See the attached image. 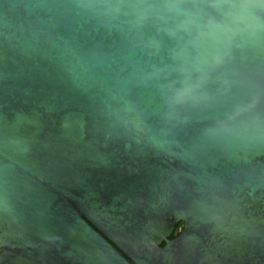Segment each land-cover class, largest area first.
<instances>
[{
  "label": "water",
  "instance_id": "1",
  "mask_svg": "<svg viewBox=\"0 0 264 264\" xmlns=\"http://www.w3.org/2000/svg\"><path fill=\"white\" fill-rule=\"evenodd\" d=\"M0 264H264V0H0Z\"/></svg>",
  "mask_w": 264,
  "mask_h": 264
},
{
  "label": "flooded vegetation",
  "instance_id": "2",
  "mask_svg": "<svg viewBox=\"0 0 264 264\" xmlns=\"http://www.w3.org/2000/svg\"><path fill=\"white\" fill-rule=\"evenodd\" d=\"M182 226H183V225H179V226H178V230H179V229H182V228H181ZM178 232H179V231H178ZM174 237H175V235H172V236L170 237V239H173ZM162 246H164V243L162 244Z\"/></svg>",
  "mask_w": 264,
  "mask_h": 264
},
{
  "label": "trees",
  "instance_id": "3",
  "mask_svg": "<svg viewBox=\"0 0 264 264\" xmlns=\"http://www.w3.org/2000/svg\"><path fill=\"white\" fill-rule=\"evenodd\" d=\"M180 225H183L182 223Z\"/></svg>",
  "mask_w": 264,
  "mask_h": 264
}]
</instances>
